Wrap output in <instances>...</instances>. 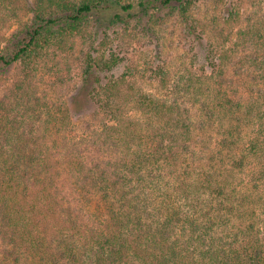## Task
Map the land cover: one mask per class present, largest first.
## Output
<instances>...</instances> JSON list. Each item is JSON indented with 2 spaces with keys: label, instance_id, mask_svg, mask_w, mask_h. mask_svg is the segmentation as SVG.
Listing matches in <instances>:
<instances>
[{
  "label": "trees",
  "instance_id": "16d2710c",
  "mask_svg": "<svg viewBox=\"0 0 264 264\" xmlns=\"http://www.w3.org/2000/svg\"><path fill=\"white\" fill-rule=\"evenodd\" d=\"M200 1L0 0V79L16 65L24 76L13 97L0 98V264H264V220H256L262 204L238 190L224 157L198 149L218 114L234 119L242 110L225 72L233 52L250 43L264 49V14L261 26L253 19L264 0H253L258 11L246 15L251 26L238 31L231 48L220 53L199 41L197 57L214 79L209 86L190 69L172 76L162 49L144 66L128 64L113 40L130 28L160 39L158 27L174 16L194 36ZM211 1L218 11L221 0ZM245 2L226 0L222 19L231 21ZM115 8L120 12L111 16ZM78 38L87 47V119L77 100L42 104L31 82L50 48ZM245 55L253 75L264 76V54ZM144 73L159 81L161 96L130 80ZM127 84L140 118L122 114L114 101ZM104 115L110 120L89 138L68 134L74 117L89 128ZM234 139L236 145L231 131L222 140L233 164Z\"/></svg>",
  "mask_w": 264,
  "mask_h": 264
},
{
  "label": "rangeland",
  "instance_id": "374dc122",
  "mask_svg": "<svg viewBox=\"0 0 264 264\" xmlns=\"http://www.w3.org/2000/svg\"><path fill=\"white\" fill-rule=\"evenodd\" d=\"M28 1L32 2V0ZM225 1L221 0V6L218 11H215L213 1L211 0L209 2L201 0L198 3L200 9L194 10V15L202 22L199 31L195 34L199 37V40H197L195 35L191 36L185 33V23H183L180 17L176 16L171 17L167 25L162 28L158 27L157 31L161 36L160 39H150L143 32L139 33V30L130 28L128 32L122 30V34L114 35L113 40L123 48L122 54L127 55L126 60L128 64L144 66L147 63L146 60L150 61L154 59L162 49L163 61L166 60V65L172 76L181 73L185 69H190L202 77L205 86H209L208 84L211 85V82L213 83L214 81L212 72L210 73V70L204 67L202 59L197 57V54L202 56L200 54L202 46L205 45L210 48L214 44L220 53L223 48H231L234 45L235 38L238 37V31L251 26L248 24L246 15L251 12L255 14L258 11L253 0H246L245 5L241 8V13L233 16L231 21H225L224 18L222 19L227 9ZM260 10L261 14L255 15L253 19L256 24L261 26L264 6ZM116 12H120L119 8L113 9L111 16H114ZM214 16L218 18L213 20ZM145 22H147L146 19L142 21L143 25ZM17 26V23L10 25L9 29L6 30V35L9 36ZM203 30H205V33ZM221 32L225 35L230 34L229 39L225 40L221 36ZM200 40L204 42L202 46L199 45ZM70 44L62 47L63 49L50 48L48 54L40 59L35 66L36 69L31 72L32 87L36 88V93L34 94L42 99V104H50L53 108L56 104L67 103L70 105V103H74V100H77L75 104L81 102L83 112L87 110L85 111L87 112L85 114L86 118H84L87 119L90 118L89 110H92L86 105L88 87L87 89L82 87L85 84L83 82V69L85 67L84 52L87 47L82 38H78L76 44ZM257 45L258 43L255 45L250 43L249 46L242 47L239 53H236L238 51L233 52L235 55H232L233 59L229 63V66H227L228 68L226 67L225 76L234 80L233 87L228 90L231 96L242 105V110L238 111L237 117L234 119L227 117L222 112L218 114L219 119L216 126L206 128L207 131L199 140L198 149H206V154L217 153L218 159L221 157L225 158L229 166L233 168L235 175L233 180L235 181V186L238 184V190L243 195H248L251 199L257 198V202L262 204L260 205L262 209L259 211L262 214L256 219L261 223L264 220V76H260L259 72L257 75L256 72L255 77L253 75L255 69L250 68L249 65L243 62L245 61V52L247 51L252 54L255 50H258L260 54H264V49L261 51V47ZM115 47H118L117 44H115ZM237 64L241 73H239L240 71H236ZM205 72H207V76ZM109 75L111 74H106L103 81H108ZM23 78L22 66L20 65H16L5 72L0 79V98L3 96L13 97L12 91ZM130 80L140 89L153 92L157 96L162 95L159 90L161 84L158 80L153 79L151 73L140 74L136 78H130ZM132 93L133 91L129 85H124L121 93H118L114 101L120 104L122 114L133 118H140L131 100ZM80 112L82 113V111ZM110 118L105 115L101 116L100 120L91 122L93 129H89L92 127L87 128V126H83L82 121H80L81 119L78 120L74 117L72 122L75 123V126L70 128L68 134L71 137H77V140L80 141L86 139L87 136L89 138L95 128L102 126L103 122L109 121ZM78 121L79 124H77ZM231 131L236 134L238 142L234 145L235 139L231 141L234 155L238 159L237 162L241 163H230L228 158L230 151L226 145L222 146L225 134L229 135ZM88 141H84L83 143L88 145ZM253 143L256 144L254 147ZM219 161L221 162V160ZM260 227L262 228L263 224ZM260 235L263 240V229Z\"/></svg>",
  "mask_w": 264,
  "mask_h": 264
}]
</instances>
